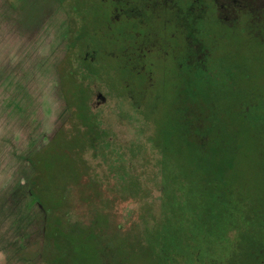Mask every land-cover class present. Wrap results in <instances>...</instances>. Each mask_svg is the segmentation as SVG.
Listing matches in <instances>:
<instances>
[{"label":"rangeland","instance_id":"1","mask_svg":"<svg viewBox=\"0 0 264 264\" xmlns=\"http://www.w3.org/2000/svg\"><path fill=\"white\" fill-rule=\"evenodd\" d=\"M80 1L0 0V264H166L158 253L165 218L160 155L151 143L157 125L159 131L167 123L175 83L160 62L145 69L139 78L148 87L144 111L134 106V80H121L111 63L97 68L101 77L89 73L83 60L89 50L82 41L71 48L83 24L74 10ZM231 35L223 48L248 55L247 81L264 92V46L241 29ZM98 93L106 99L99 106ZM86 96L112 141L105 158L84 149L75 110ZM143 111L149 122L141 123ZM250 138L242 136L246 158L235 160L234 183L264 196V148ZM27 158L40 173L35 196L62 213L57 226L66 234L55 249L45 239L41 208L29 209Z\"/></svg>","mask_w":264,"mask_h":264},{"label":"trees","instance_id":"2","mask_svg":"<svg viewBox=\"0 0 264 264\" xmlns=\"http://www.w3.org/2000/svg\"><path fill=\"white\" fill-rule=\"evenodd\" d=\"M81 5L79 2L74 5L83 24L71 48L82 41L80 46L87 49V15L81 13L86 6ZM211 23H216L215 33H218L207 37L206 51L187 49L185 57L178 61L180 66L172 69L175 95L164 112L167 123L159 131L157 125V133L152 138V149L160 155L161 205L165 215L163 234L160 235L163 241L158 246V253L166 264H264V196L254 195L246 187L234 183L235 160L246 158L243 134H250L253 144L264 148L261 140L264 135V92L260 86H251L247 81L252 75L248 55L244 56L239 49L223 48V44L229 42L227 37L233 38L231 34L239 29L263 47L264 20L255 23L246 19L231 26L218 21ZM191 37L195 39L194 35ZM83 60L87 61L85 66L89 73L101 77L98 65L90 62L88 57ZM114 70L117 74L124 71ZM126 71L132 78L120 75L121 80L136 81L134 84L140 88V94L134 97L137 101L134 106L137 110L143 107L145 111L148 109V87L147 83L140 84L139 78L144 76L142 69ZM70 73L74 78L75 73ZM84 89L87 94V88L83 87V93ZM100 96L105 103L102 94L98 93L96 98L101 102ZM159 99L153 100L159 102ZM67 106L70 108L69 103ZM152 109L154 112L155 107ZM75 111L82 129L80 134L85 140L84 149L105 158L112 141L91 113L87 96ZM144 111L141 123L151 120L145 117ZM60 132L49 143L56 142ZM27 162L32 167L28 185L29 209L36 205L41 208L45 239L55 249L58 236L65 233L58 227L62 224V213L45 208L35 196L40 178L38 164L30 158ZM115 167L116 164L112 169ZM129 191V196L136 197L132 190ZM49 216L56 217L51 220L56 225L47 234L51 222ZM58 261L51 259L48 264H60Z\"/></svg>","mask_w":264,"mask_h":264},{"label":"flooded vegetation","instance_id":"3","mask_svg":"<svg viewBox=\"0 0 264 264\" xmlns=\"http://www.w3.org/2000/svg\"><path fill=\"white\" fill-rule=\"evenodd\" d=\"M81 4L86 6L89 35L85 59L101 68L111 63L124 70L120 75L125 78H132L128 69H142L144 74L158 62L165 67L164 76L172 77L187 49L206 51L207 37L218 33L211 22L231 26L246 19L264 20V0H84Z\"/></svg>","mask_w":264,"mask_h":264},{"label":"water","instance_id":"4","mask_svg":"<svg viewBox=\"0 0 264 264\" xmlns=\"http://www.w3.org/2000/svg\"><path fill=\"white\" fill-rule=\"evenodd\" d=\"M99 98L102 99V102L104 101V98H102L101 96Z\"/></svg>","mask_w":264,"mask_h":264}]
</instances>
